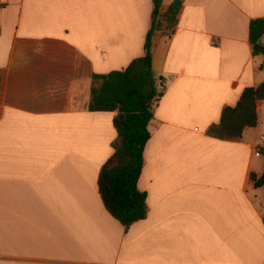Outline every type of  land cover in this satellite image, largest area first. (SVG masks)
<instances>
[{"label": "crops", "instance_id": "1", "mask_svg": "<svg viewBox=\"0 0 264 264\" xmlns=\"http://www.w3.org/2000/svg\"><path fill=\"white\" fill-rule=\"evenodd\" d=\"M181 1L152 37L149 212L126 229L99 186L116 112L89 105L95 75L144 55L153 0H0V264H264V100L240 139L208 134L264 82V0Z\"/></svg>", "mask_w": 264, "mask_h": 264}, {"label": "trees", "instance_id": "2", "mask_svg": "<svg viewBox=\"0 0 264 264\" xmlns=\"http://www.w3.org/2000/svg\"><path fill=\"white\" fill-rule=\"evenodd\" d=\"M153 3L144 55L124 70L95 75L89 105L91 111L116 112L115 152L102 167L99 186L105 206L126 229L145 219L149 212L148 195L140 190L139 180L145 163L144 151L151 138L149 124L154 116L153 105L163 94L153 71L152 37L164 22L174 27L182 6V1L176 0L167 12H162L163 0H153ZM263 36L264 17L253 19L250 39L255 55L264 54ZM262 100L264 82L245 88L235 106L223 109L220 122L211 125L208 134L220 139H240L247 128L257 126L258 104ZM251 179L256 187L264 186V173L260 177L252 173Z\"/></svg>", "mask_w": 264, "mask_h": 264}, {"label": "rangeland", "instance_id": "3", "mask_svg": "<svg viewBox=\"0 0 264 264\" xmlns=\"http://www.w3.org/2000/svg\"><path fill=\"white\" fill-rule=\"evenodd\" d=\"M172 27H170V33L172 32ZM262 139H264V138H262ZM256 152H259L260 153V155H263L264 154V147H262L261 145L260 146H258L257 148H256ZM256 161L258 162V163H261V164H263L264 163V156H262L261 158H257L256 159Z\"/></svg>", "mask_w": 264, "mask_h": 264}, {"label": "built area", "instance_id": "4", "mask_svg": "<svg viewBox=\"0 0 264 264\" xmlns=\"http://www.w3.org/2000/svg\"><path fill=\"white\" fill-rule=\"evenodd\" d=\"M256 154H257L258 156L260 155V153H259V152H257Z\"/></svg>", "mask_w": 264, "mask_h": 264}, {"label": "bare ground", "instance_id": "5", "mask_svg": "<svg viewBox=\"0 0 264 264\" xmlns=\"http://www.w3.org/2000/svg\"><path fill=\"white\" fill-rule=\"evenodd\" d=\"M172 33V32H171Z\"/></svg>", "mask_w": 264, "mask_h": 264}]
</instances>
